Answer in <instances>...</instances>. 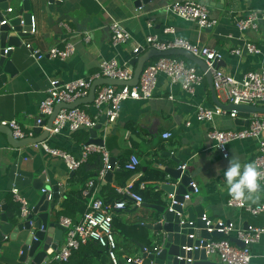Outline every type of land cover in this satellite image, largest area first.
Listing matches in <instances>:
<instances>
[{
	"label": "crops",
	"instance_id": "obj_1",
	"mask_svg": "<svg viewBox=\"0 0 264 264\" xmlns=\"http://www.w3.org/2000/svg\"><path fill=\"white\" fill-rule=\"evenodd\" d=\"M184 1L213 4V7L209 6V13L210 18L217 21V26L199 31L195 24L185 22L166 11L167 5ZM263 9L264 0H152L137 11L130 0H71L60 8L48 5L45 0L39 5L34 1L33 21L37 33L21 40L22 45L12 52L10 63L12 71H16L14 74L9 73L11 68L6 69L5 65H0V123L15 121L23 131L33 128L40 116L39 106L46 98L51 79L71 83L94 78L100 74L101 61L115 60L120 67L129 70L131 54L135 49H143L144 52L148 50L145 37L149 35L156 36L162 42H172L178 38L191 44L199 43L213 48L222 57L220 70L240 80L244 74L264 67V24L259 25L258 33L246 31L240 34L236 29V22ZM10 10L11 14L5 17L7 21L16 17L17 4H10ZM113 22L119 23L130 36L126 43L116 47L112 46L109 32V26ZM167 28H173L174 34H165L164 30ZM86 36L90 37L89 43L84 42ZM241 40L255 45L261 53L242 58L233 56L231 51L241 45ZM67 41L75 49L69 59L59 61L47 58L46 52L51 48L63 49ZM27 44L31 46L30 50L25 47ZM32 50L39 51L45 57L38 60L32 58ZM156 60L152 59L147 65ZM215 93L217 99L226 104L223 96L216 91ZM200 105L208 109L216 107L206 79L194 95H187L179 86H170L164 76L158 77L157 87L150 100L123 103L116 124L97 134V140L103 141L104 149L109 153L110 159L115 161V168L110 183L104 180L105 176L97 179L92 195L113 205L114 201H110L112 193L121 195V191L127 187L139 185L140 190H148L160 196L168 206L170 195L166 188L176 190L179 183L169 179L161 168L178 170L179 165L172 160L174 158L180 165L189 167V176L199 187V194L191 198L194 209L201 208L210 221L231 224L235 230L264 229V215L253 217L244 209L227 206L231 197L223 188L222 175L233 157L239 158L243 163L254 162L258 155V142L247 139L228 144L229 157L224 160L207 137L210 124L195 120L196 109ZM81 109L90 117L96 116L92 106H83ZM245 121L232 120L226 116L216 118L214 125L221 131H234L243 128L241 123ZM105 122V118L98 119V125L104 127ZM165 133H170L171 138L163 140L162 135ZM89 140L90 134L86 130L76 133L63 131L50 136L45 144L51 149H58L80 159L83 146ZM167 153L171 156H165ZM131 156L138 159L139 166L131 179L124 181L119 174L123 172L120 168L129 162ZM71 175L60 159L48 155L40 148H34V145L13 149L8 145L6 137L0 135L1 216L6 217L12 204L20 208L14 200V190L26 201L29 212L32 211L42 196L39 188L45 183L46 186L63 187V197L49 219L50 223L60 225L64 218H58L57 214L62 210L66 194L71 190ZM41 177H45V181L38 183ZM244 202L251 207L264 202V184L261 183L260 191ZM115 217L127 226L139 227L154 225L159 218L155 211L137 208L133 203L125 212H116ZM23 220L17 216L15 223L7 222L16 228ZM149 234L152 243L157 240L152 232ZM23 236L19 234L14 240L8 236L2 243L0 264H19V240ZM232 239H236L235 233L229 237V240ZM63 243L64 235L58 249ZM117 246V253L122 254L124 260L128 257L127 249L134 248L133 243L119 237ZM250 252V264H264V235L250 247ZM208 258L212 263L220 264L216 256Z\"/></svg>",
	"mask_w": 264,
	"mask_h": 264
},
{
	"label": "built area",
	"instance_id": "obj_2",
	"mask_svg": "<svg viewBox=\"0 0 264 264\" xmlns=\"http://www.w3.org/2000/svg\"><path fill=\"white\" fill-rule=\"evenodd\" d=\"M166 11L178 17L179 19L193 23L197 26L199 31L212 29L217 26V21L210 18L209 6L200 1H184L175 2L166 6ZM12 10L7 13L11 14ZM264 24V9L259 12H252L243 19L236 22V29L240 34L246 31H253L258 33L259 25ZM151 27V26H149ZM110 39L112 46L126 43L130 36L119 25L113 22L109 26ZM34 21L32 20L31 35H35ZM165 34H174L173 28L164 30ZM84 42L89 43L90 37L86 36ZM241 45L234 48L231 54L235 57L242 58L244 56L259 55L260 50L253 44L242 41ZM145 45L148 49L153 48L158 52H165L168 50L180 49L184 50L196 58L204 61L207 65V71L212 76L213 87L217 93H220L226 104L234 106H253L261 107L264 104V67L258 71L248 72L243 75L240 80L227 75L220 69L212 68L215 61H221V54L208 46L191 44L188 41L181 39H174L172 42H162L156 36L145 37ZM27 49L31 46L27 44ZM139 49H135L137 53ZM75 49L74 45L67 41L63 49L51 48L46 52V56L51 60L65 61L73 55ZM32 58L42 59L39 51L32 50ZM100 74L94 78L85 80H77L71 83H62L57 79L49 81V88L46 92V98L39 106V118L36 121V127L39 126L44 119H47L53 111L55 105L64 103L72 104L75 101L87 97L92 83L96 79L108 78L121 82H128L132 79V73L126 67H120L115 60L101 61L99 64ZM159 76H164L170 86H179L181 91L187 95H194L196 89L200 87L205 81V74L198 71L197 68L188 66L184 61L177 58H158L156 62L147 65L140 78L139 83L134 88H117L102 86L95 90L94 103L91 105L96 112V116H88L81 108L74 110H61L56 116L52 128L48 131L51 136L58 135L63 131L76 133L80 130L89 131L98 125L99 118H105V126L102 131H106L108 127L116 124L120 107L127 101L143 102L150 100L157 87V80ZM173 98L171 97L170 100ZM229 117L232 120L237 119L236 112H227L221 108L215 107L208 109L202 105L197 107L195 113V120L198 123L210 124V129L207 132V137L214 143V147L221 154L224 160H227L229 153L227 145L247 139H254L258 142V155L254 160L257 169L261 173V183L264 184V114L251 115L248 126L239 128L234 131H221L215 125L216 118ZM2 126H7L12 131V136L15 140L21 141L25 139H32L35 137L34 128H29L23 131L15 121L2 122ZM45 128L43 127L42 130ZM104 131V132H105ZM171 138L170 133L162 135L163 140ZM34 148H40L48 155L60 159L68 173L74 174L87 161L88 157L94 153H99L103 158V170L99 175V179H103L106 172L110 170V156L104 147H97L93 145H84L80 159H75L71 155L60 151L58 149H51L45 143L34 145ZM139 166V161L136 157L131 156L129 162L125 166V170L134 172ZM179 170L189 173L187 165H181ZM93 182L88 184V188L92 189ZM190 192L184 196V201H190L194 195L199 194V187L192 181L189 184ZM132 186L127 187L121 191V195L128 199L137 208L141 207L143 199L132 193ZM42 193H46L42 190ZM83 196L87 198V210L78 223H73L69 219H61L60 226L65 229L64 243L57 253L51 252L49 260L45 264H66L71 255L78 251L80 247L86 245L88 242H96L100 247L108 251V257L112 264H117L116 258V241L113 232V219L116 212L125 209L124 202L120 201L113 205L106 204L103 200L95 198L92 193L85 190ZM13 197L16 204L20 206V217L25 219L29 215L27 203L22 199L17 191H13ZM50 200V198H49ZM174 196H170V202L167 210L171 212V206L175 205ZM230 208L244 209L253 217L264 215V202L253 207L246 206L244 201L230 198L227 202ZM201 221L205 223L206 232L212 234L216 232L222 235L219 240L201 241V245L205 243V247H198L187 249V251L204 250L207 257L216 256L220 264H250L251 252L250 247L258 243L260 237L264 235V229L249 228L247 231L235 230L233 225L224 224L221 221H210L206 215H203ZM182 224L184 223L181 222ZM193 223H190L192 225ZM235 233L236 239L244 244V248L240 249L229 240L231 234ZM193 238V236H190ZM7 240V238H6ZM159 247L157 246L152 252L145 250L146 253L157 254ZM128 264H146L141 257L132 259L126 257Z\"/></svg>",
	"mask_w": 264,
	"mask_h": 264
},
{
	"label": "water",
	"instance_id": "obj_3",
	"mask_svg": "<svg viewBox=\"0 0 264 264\" xmlns=\"http://www.w3.org/2000/svg\"><path fill=\"white\" fill-rule=\"evenodd\" d=\"M34 1L37 5L42 0H0V65H5V68H11L10 74L16 72L12 71V64L10 59L12 52L19 48L22 43L21 40L32 37V20H33V4ZM50 6H56L60 8L64 3L71 0H45ZM134 9L137 11L143 6L148 5L152 0H130ZM223 1L221 2V4ZM10 4H17L18 12L14 19L7 21L5 17L9 15L7 11L10 9ZM213 7L212 5H208ZM220 6H217V8ZM4 15V16H3ZM131 61L129 63V71L132 73V79L128 82H121L114 79L101 78L96 79L89 90L87 97L79 99L72 104L60 103L55 105L52 114L42 121V123L36 127L34 126V134L36 137L25 140H15L12 136V131L7 126L0 124V135H3L7 139L8 145L13 149L25 148L29 145H37L45 143L49 138V130L52 128V124L58 115V113L65 110L79 109L83 106H91L95 99V90L98 87L108 86L117 88H134L139 83V78L152 59L158 58H180L190 64L194 65L201 73L205 74V79L211 90L212 100L216 107L221 108L227 112H236L237 120H246L242 127L248 126V121L253 114H264V104L261 107L253 106H234L229 104H223L220 102L214 91L213 81L211 74L207 71V65L204 61L194 57L190 53L180 50H168L165 52H158L157 50L150 48L146 52L143 49H139L137 53L131 54ZM221 61H215L212 64L213 69H220ZM45 128L42 130V128ZM103 130L102 125H97L93 129L89 130L90 140L87 145H93L97 147H104L102 140H97L98 132ZM170 157V154H165ZM175 163L181 166L178 162L172 159ZM115 161L110 159V170L106 172L104 180L108 183L111 181L112 173L114 172ZM161 170L169 177L179 183L178 188L167 187V191L170 196H174L175 205L171 206V212L167 210V207H158L153 205L143 204L141 207L145 209H151L158 214V220L154 225H146L145 227L157 237L154 241L156 247H159L157 254H148L145 252V248L140 246L141 259L146 264H215L212 263L206 256L204 250L187 251V249L205 247V243L201 245V241L219 240L222 235L213 232L208 234L206 232L205 223L201 221L203 210L201 208H193L190 201H184V196L190 192L189 184L192 179L188 172H182L181 170L165 169ZM73 176V174L71 175ZM45 177H41L38 183L45 181ZM39 190H45V194L42 193L37 204L33 207L29 215L19 224L16 228H13L11 224H8L5 215L1 216L0 220V249L2 243L10 236L11 240H14L19 234L24 235L19 243L20 256L18 258L19 264H45L49 260V251L55 253L58 252L60 243L63 241V235L65 229L59 224L50 223V214L56 207L58 201L63 197V187L60 186H46L44 183ZM50 198V200H49ZM186 215V218H183ZM184 223L182 224L181 222ZM190 223H193L190 225ZM13 230V231H12ZM12 233V235H10ZM193 236V238H190ZM152 242V241H151ZM232 244L240 249L244 248V244L237 239L230 240Z\"/></svg>",
	"mask_w": 264,
	"mask_h": 264
},
{
	"label": "trees",
	"instance_id": "obj_4",
	"mask_svg": "<svg viewBox=\"0 0 264 264\" xmlns=\"http://www.w3.org/2000/svg\"><path fill=\"white\" fill-rule=\"evenodd\" d=\"M178 60L184 61L188 66L195 67L189 62L177 58ZM196 68V67H195ZM199 71V70H198ZM125 163L120 169L123 171L120 176L124 181H128L134 175V172H129L125 170ZM103 170V158L99 153H94L90 155L87 161L79 168V170L73 174L69 179L71 190L66 194L65 199L61 205V211L57 214L58 218H65L71 220L73 223H78L83 215L86 213L87 208V198L83 196L85 190L92 193V189L88 188L90 182L96 183L99 178L100 173ZM154 173V172H153ZM123 186V184L121 185ZM132 193L139 195L143 199V203L147 205L167 207V204L162 201L160 196L150 193L148 190H140L139 185H133L131 188ZM114 203L124 202L125 209L120 212H125L127 207L131 205V202L124 196L112 193V200ZM110 202V203H111ZM113 203V204H114ZM107 204V203H106ZM109 204V202H108ZM20 208L15 204L10 205L7 213L6 219L10 223H15L17 216H20ZM1 216V215H0ZM79 219V220H78ZM113 232L115 236L116 245L118 243V237L124 241H128L134 244L133 249H127L129 252L127 256H132L129 258L136 259L141 257L140 246H143L149 252H152L156 246L152 244L150 240V232L145 226L139 227L138 225L127 226L121 223L115 217L113 219ZM119 247L116 248V258L117 264H128L126 260L122 258V254L117 253ZM66 264H112L109 257L108 251L96 242H88L86 245L79 248L78 251L74 252L69 261Z\"/></svg>",
	"mask_w": 264,
	"mask_h": 264
},
{
	"label": "clouds",
	"instance_id": "obj_5",
	"mask_svg": "<svg viewBox=\"0 0 264 264\" xmlns=\"http://www.w3.org/2000/svg\"><path fill=\"white\" fill-rule=\"evenodd\" d=\"M222 175L223 188L235 200L244 201L261 189V173L254 162L243 163L239 158L233 157Z\"/></svg>",
	"mask_w": 264,
	"mask_h": 264
}]
</instances>
